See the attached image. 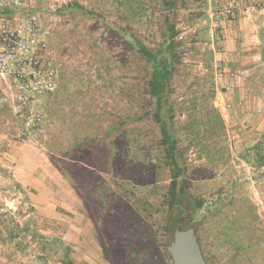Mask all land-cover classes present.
<instances>
[{
  "label": "rangeland",
  "instance_id": "374dc122",
  "mask_svg": "<svg viewBox=\"0 0 264 264\" xmlns=\"http://www.w3.org/2000/svg\"><path fill=\"white\" fill-rule=\"evenodd\" d=\"M72 1L26 0L31 11L40 13L44 39L53 53L57 73L56 89L42 97L43 132L31 141L53 168L57 162L48 156L46 142L54 144L51 148L55 153H63L69 180L76 190L63 180L80 202V207L73 209L72 227L66 229L67 235L57 233L61 230L58 223H54L56 236L43 234L37 231L42 228V219H33L36 235L28 240L35 246L29 245L32 249L27 252L42 258L40 264H110L97 240L101 220L113 245L133 252L132 239L158 234L165 216L176 213L182 223H191L192 218L180 206L167 210L163 205L169 172L155 151L158 131L150 121L140 124L144 138L142 152L127 147L117 136L104 137L110 125L122 114L133 112L135 101L143 99L142 73L128 47L113 32L104 31L102 19H88L77 13L62 18L53 15L56 8ZM75 1L95 10L114 26L129 23L145 43L155 39L151 36L147 0ZM226 1L207 0L208 21L189 20L186 11L180 12L178 27L187 44L184 61L192 67L189 77L180 78L184 81H180L179 102L190 97L195 83L204 82L196 76L201 72L204 50L215 48L221 41L215 13L222 11ZM196 30H200L197 35ZM215 68L213 56V79L205 76V81L211 83L204 88L197 119L204 140L209 142L208 154L215 158L222 155L228 164L208 163L206 155L182 137L188 148L189 186L194 193L207 198L221 187L226 193L228 180L232 178L239 185L233 196L216 202L211 213L195 223L198 243L207 264H264V173L239 159L243 149L233 144L231 118L218 94L220 83L215 78ZM121 99H126L125 104ZM213 107L222 118L223 131L215 125ZM181 112H176L180 124L187 119L184 111ZM0 117L1 125L10 118V109H0ZM145 167H149V172L141 174ZM88 188L92 189L89 196L95 201L92 214L98 220L96 225L81 201ZM101 203L105 209L101 210ZM3 209L0 214L7 210Z\"/></svg>",
  "mask_w": 264,
  "mask_h": 264
},
{
  "label": "trees",
  "instance_id": "16d2710c",
  "mask_svg": "<svg viewBox=\"0 0 264 264\" xmlns=\"http://www.w3.org/2000/svg\"><path fill=\"white\" fill-rule=\"evenodd\" d=\"M147 3L150 10L148 21L151 36L155 37L149 43H145L129 23L124 26H114L112 22H108L104 16L98 14L95 10H90L75 0L62 4L53 13L54 16L59 18L77 13L88 19H102L104 31L113 32L121 40V43L128 47L130 54L138 62L142 73L144 96L141 97L143 99L135 101L133 112L122 114L117 121L109 126L104 137L117 136L118 140L124 141L127 147L130 145L136 148L137 152H142L141 144L144 138L140 131V124L145 120L150 121L158 131L155 151L161 155L162 166H165L169 172V183L163 205L167 210H176L180 206V209L188 211L192 218L191 223H182L181 217H175L176 213L165 216L159 227L161 231L158 234L140 235L132 239L134 243L133 252L120 250L113 245L105 233L104 224L101 220V223H99L102 228L99 229L97 227V240L103 257L110 264H169L170 256L167 247L172 240L173 232L176 229L194 228L198 240V229L195 223L198 220L205 219L211 213V208L216 202L224 200L225 196H233L239 185L232 178L228 180L229 190L226 193L223 192L221 187L216 192L209 194L207 198L194 193L189 186L191 180L186 159L188 148L184 146L182 137L199 148L202 155H206L208 158V163L213 165L218 162H223L225 165L228 164L224 156L219 155L215 158V155L212 154L210 156L208 154L207 146L209 142L204 140L197 119L199 103L200 100H203L202 97L205 94L204 88L208 83H211L210 80L208 82L205 81V76H210L211 81L213 79V56L217 46L204 50L205 59L202 61L203 64L199 76H196L198 79L201 78V81H204L202 82L203 84L195 83L194 91L190 93V97L181 102L178 100V95L181 93L180 81H184L180 80V78H184V75L189 77L192 67L184 61L187 44L180 36L181 30L178 27L179 15L181 11H186L189 20H207V0H147ZM199 32L200 30H196L195 34L197 35ZM206 43L207 45L208 43L210 44L208 41ZM202 70L204 71L203 73ZM185 83L183 87L187 86ZM211 89L213 92V88ZM124 101L126 99L120 100L121 103L125 104ZM177 110L180 114H182L181 110H183L184 114L187 115V119L182 124L176 118ZM212 110L215 113V125H219L223 131L224 124L219 112L214 107ZM52 145L54 144L49 141L46 142L48 156L50 158L54 157L57 162L54 169L76 190L75 185L69 180V172L66 170L67 164L63 162L67 158L63 156V153H55L54 148H51ZM75 146L73 145V147ZM239 159L263 174L264 136L254 146L243 149ZM149 170V167H145L140 171L141 174H146ZM91 191L92 189L88 188V194L81 201L88 212V217L92 218L96 225L98 220L96 221L92 214L95 201L92 196H89ZM100 205L101 210L105 209L103 203ZM38 259L39 261H44L42 258Z\"/></svg>",
  "mask_w": 264,
  "mask_h": 264
},
{
  "label": "crops",
  "instance_id": "0c3cea01",
  "mask_svg": "<svg viewBox=\"0 0 264 264\" xmlns=\"http://www.w3.org/2000/svg\"><path fill=\"white\" fill-rule=\"evenodd\" d=\"M240 1L244 5L248 2ZM215 20L221 41L214 52V67L221 68V84L229 88L225 105L231 118L233 144L245 149L264 136V0L255 13L232 20L220 11L215 13ZM219 95L222 100L226 96ZM3 126L0 211L4 207L7 210L0 214V264H40L38 257L27 252L35 246L28 240L36 235L33 219H42V228L35 230L43 234L56 236L54 223H58L62 231L57 233L67 235L73 209H78L80 202L34 142L30 140L23 147L13 145Z\"/></svg>",
  "mask_w": 264,
  "mask_h": 264
},
{
  "label": "built area",
  "instance_id": "2783aa9c",
  "mask_svg": "<svg viewBox=\"0 0 264 264\" xmlns=\"http://www.w3.org/2000/svg\"><path fill=\"white\" fill-rule=\"evenodd\" d=\"M261 5L262 0H248L245 5L227 0L222 11L233 20L257 12ZM220 69L215 68V78L220 83L218 94L226 95V106L229 88L221 84ZM56 87L55 60L44 39L40 13L31 11L26 0H0V109H10V118L4 121L10 143L23 147L42 134V97Z\"/></svg>",
  "mask_w": 264,
  "mask_h": 264
},
{
  "label": "water",
  "instance_id": "95a60500",
  "mask_svg": "<svg viewBox=\"0 0 264 264\" xmlns=\"http://www.w3.org/2000/svg\"><path fill=\"white\" fill-rule=\"evenodd\" d=\"M175 217L177 218V214ZM167 251L170 256L169 264H207L201 253L194 228L176 229Z\"/></svg>",
  "mask_w": 264,
  "mask_h": 264
}]
</instances>
